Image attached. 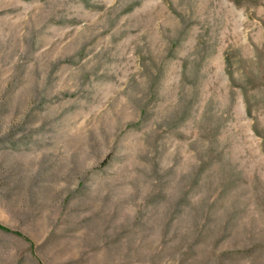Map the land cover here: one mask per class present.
<instances>
[{
	"label": "rangeland",
	"instance_id": "374dc122",
	"mask_svg": "<svg viewBox=\"0 0 264 264\" xmlns=\"http://www.w3.org/2000/svg\"><path fill=\"white\" fill-rule=\"evenodd\" d=\"M0 264H264V0H0Z\"/></svg>",
	"mask_w": 264,
	"mask_h": 264
}]
</instances>
